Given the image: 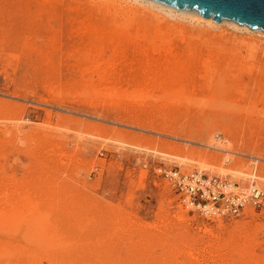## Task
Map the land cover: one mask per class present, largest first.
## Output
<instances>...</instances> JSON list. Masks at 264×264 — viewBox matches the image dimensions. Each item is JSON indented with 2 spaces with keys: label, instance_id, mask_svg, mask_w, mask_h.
Instances as JSON below:
<instances>
[{
  "label": "rangeland",
  "instance_id": "374dc122",
  "mask_svg": "<svg viewBox=\"0 0 264 264\" xmlns=\"http://www.w3.org/2000/svg\"><path fill=\"white\" fill-rule=\"evenodd\" d=\"M103 1L0 0V264H264L262 216L208 218L155 173L264 190V37L166 16L183 31L171 33L177 58L189 43L198 56L180 94L172 63L131 45L85 58L106 29ZM140 8L134 19L155 21Z\"/></svg>",
  "mask_w": 264,
  "mask_h": 264
},
{
  "label": "bare ground",
  "instance_id": "6f19581e",
  "mask_svg": "<svg viewBox=\"0 0 264 264\" xmlns=\"http://www.w3.org/2000/svg\"><path fill=\"white\" fill-rule=\"evenodd\" d=\"M106 1L108 2L107 6L102 7V9H100L101 7H99V6H96V9H95L96 11H102L101 13L103 15V21H104L103 24L106 27V29L103 28V29H101V31H98L94 35V40H96V43H97V41H99L100 43L101 42H108L110 45H112V47H111L112 53H110V54L114 59L119 58L120 55L123 56L124 53L122 52V50H120L121 49L120 47L131 45L135 49V51H137V53H139L141 56H143L145 58V60H147V61L151 60V58H150L151 55H157L159 57V59H163L161 61L165 62L166 66H168L169 64L172 63V65L168 66V68L166 67V69L163 71L166 72V76L169 79H178L176 81V83L178 82L176 91L180 94L187 92V90L185 89V86L183 85V79L185 77H187L190 73L188 66L193 61L197 60L198 56H196L197 51H196L195 44L189 43L187 45L186 57L183 60L180 57L177 58L178 55H177V53H174V50L172 48V44L170 43L171 42L170 41L171 40V33L174 29H176V32H178L180 34H182L183 31H182L181 27L177 26V24H176V26L175 25H168V26L166 25V27L163 28L160 25L159 21L163 22V20H164V18H166V16L173 18V19H176V20L177 19H182L184 21L187 20L190 23H195V24L202 26L206 29L218 30L221 33L226 31L227 30L226 26H228L234 30L244 31L247 35H249L250 38H252L253 37L252 35H254V34L264 37V34L262 33L261 30H251V29L246 28V27L239 28L237 23H234V22L229 21V20H222L221 22L216 23L213 21V19L203 18L196 10H180V9H177V8L165 5V4H161V3H158V2H155L152 0H117L118 2L116 0H106ZM114 2H117L118 5L109 6V4H114ZM89 3H91V2H89ZM140 6L144 9H154V12H153V16H155L154 22L150 23V22L145 21L143 19L138 20V19H136V18L134 19L132 17V15L134 16L135 14H138L139 12H141ZM47 14H49V13H47ZM165 22H168V21L166 20ZM94 31H97V29ZM100 32H103V33L101 34ZM182 40L184 41L183 37H182ZM140 41H143V43L146 46L142 45L140 43ZM97 45H99V44H97ZM97 45H96L97 49H94L95 50L94 54L91 53V50H87V52L85 54V58L88 60H90V59L96 60L97 63H100V62L102 63L105 61L104 57H106V49H105V46L102 45V43L100 44V46H97ZM39 51H40V49H39ZM70 55H71V53H70ZM211 58H212L211 56L207 57L206 61H204V65L206 67H209L208 69L210 71H214L215 70L214 67L213 68L211 67V64H212ZM36 59H38V57H36ZM173 63H176V64H173ZM104 78H105V75L103 73H101L100 79H104ZM209 86L210 85H208V87ZM185 101H186V99H184L181 103L182 109H185V108L188 109L189 108L188 103ZM211 147L212 148L215 147L214 149H216V148L220 149V147H218V146H214V147L211 146ZM205 164L203 165L204 168L207 167V166H205ZM200 168L202 169V167H200ZM219 172L223 175H228L230 173H236L235 171H233L232 168L225 169L223 167H221L219 169ZM242 175L244 177L248 176L245 173H243ZM10 202H9V204H10ZM5 204H6V202H5ZM18 204H19V202H18ZM20 204H22V203H20ZM23 205H25V204H23ZM8 206H10V205H8ZM11 209H13V207ZM14 211H15V209H14ZM4 213H5V211H4ZM15 214H16V212L14 214H11L8 216H12V215L14 216ZM15 216H17V215H15ZM12 219L13 218H11V220ZM19 219H21V218L19 217ZM11 220H10V222H13Z\"/></svg>",
  "mask_w": 264,
  "mask_h": 264
},
{
  "label": "built area",
  "instance_id": "2783aa9c",
  "mask_svg": "<svg viewBox=\"0 0 264 264\" xmlns=\"http://www.w3.org/2000/svg\"><path fill=\"white\" fill-rule=\"evenodd\" d=\"M155 173L171 187L183 207L208 218H238L255 212L264 218V190L253 181L242 187L216 175L158 167Z\"/></svg>",
  "mask_w": 264,
  "mask_h": 264
},
{
  "label": "water",
  "instance_id": "95a60500",
  "mask_svg": "<svg viewBox=\"0 0 264 264\" xmlns=\"http://www.w3.org/2000/svg\"><path fill=\"white\" fill-rule=\"evenodd\" d=\"M180 10H196L219 23L229 20L264 33V0H152Z\"/></svg>",
  "mask_w": 264,
  "mask_h": 264
}]
</instances>
